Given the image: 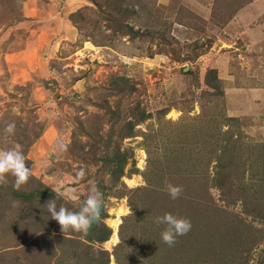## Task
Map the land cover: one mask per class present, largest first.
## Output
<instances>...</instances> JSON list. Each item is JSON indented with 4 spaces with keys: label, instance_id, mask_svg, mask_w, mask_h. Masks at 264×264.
<instances>
[{
    "label": "rangeland",
    "instance_id": "rangeland-1",
    "mask_svg": "<svg viewBox=\"0 0 264 264\" xmlns=\"http://www.w3.org/2000/svg\"><path fill=\"white\" fill-rule=\"evenodd\" d=\"M94 1L121 9L113 16L139 35L113 27L88 0H0V150L18 145L32 169L20 190L11 176L0 185V264H232L226 245L234 231L251 247L234 264H259L264 219L244 213L242 184L264 178V0L246 8L248 0ZM210 72L218 97L207 87ZM107 109L121 111L119 129L136 112L151 118L120 140ZM59 143L67 151L56 150ZM223 147L236 156L229 193L215 186L228 159ZM115 149L128 156L126 170L133 163L137 171L112 185L102 160ZM39 182L56 196L12 194ZM169 183L182 187L178 199L169 197ZM93 185L103 194L94 225L111 235L88 243L70 230L76 250L66 257L60 226L43 205L55 199L78 211ZM165 213L191 222L171 247L161 240L166 226L154 223Z\"/></svg>",
    "mask_w": 264,
    "mask_h": 264
},
{
    "label": "trees",
    "instance_id": "trees-1",
    "mask_svg": "<svg viewBox=\"0 0 264 264\" xmlns=\"http://www.w3.org/2000/svg\"><path fill=\"white\" fill-rule=\"evenodd\" d=\"M89 2L93 3L94 6H96L99 10V13H102L101 11H104V18L108 20V22H110V24L115 27L118 30H125V32L127 31V33H129L132 38H135L139 35L138 31H133L131 27L127 26V24H122L121 25V21L118 19L117 16H113L116 13L123 15L121 9H118V7H114V9L108 11V9L106 10V8L103 9V6L100 5L99 3L95 2L94 0H88ZM120 2V0H116V3ZM125 12H128L125 10ZM133 13V12H129ZM103 14V13H102ZM133 15V14H132ZM213 74V76L210 78V80L207 82V87L210 90L209 92L212 93V96L215 97L218 95H221L218 93L219 91V80L217 78V76H215V72H210ZM125 80L124 79H120L118 80V84L116 86V90L118 92H123L125 90ZM108 112V114L110 115V119H112V123H113V128H114V132L117 131L119 128L118 126L120 125L119 122V118H120V110L118 109V111H110L109 109L106 110ZM167 111V110H165ZM160 114H165L164 112H161ZM133 118H131L128 122L125 123V125L119 129V133L117 134V136L119 137L120 140H123L125 138L131 137L133 135V129L135 128V126L139 125L140 123L145 122L146 120L151 118V114L145 112L144 110L139 111L134 113ZM117 127V128H116ZM109 133L108 134V138L109 142L111 141V137L113 135V133ZM100 141H102V139L98 136V139L96 141L95 144L99 143ZM109 145L106 146V148ZM223 157L222 158H226L228 157V159L225 160V162L223 163V165H218L219 167H223L224 170L219 169L216 174H217V178H215V186L220 188V189H224L226 188L228 190L231 189L232 187V179L233 177H235L234 172H236L235 169V163H234V157L236 158V156H234L233 153L229 154V155H225V153L227 152V148L223 147ZM224 155L226 157H224ZM103 163L106 167V172L110 178V182L112 183V185H115L116 183L120 182L121 178L123 176H125L126 174L129 173V175H133L135 174V172L137 170H135V165L132 163L131 169L126 170V167L128 165V156L125 153H121L118 149L113 150L112 152H108V156L107 157H103ZM263 179V180H262ZM259 179V181H250L253 184H249V186H245L244 184H242L244 186V190L247 193H244V196L242 197L243 201H244V213L247 216H252V218L254 219H260L263 220L264 219V200L263 197L264 195H262L260 197V191L262 186H264V178ZM259 187L258 190H252V187ZM256 191V192H255ZM12 192V191H11ZM13 195H15L18 198H22L25 200H28L32 197H37L40 196L41 198L45 199L46 198H53L56 196V194L54 192H52L51 190H48L45 188V186H43L40 182L38 184V188L31 190L30 192H21V193H12ZM15 197V198H16ZM234 203V202H233ZM250 206L252 207H249ZM60 231L59 234H57V239L58 241L61 240L60 242L64 243V246L67 247L65 250V255L66 257H70V256H75V250H76V237L71 235L70 230L66 232H61L60 228L58 229ZM224 233L227 234L229 232V230L227 229H223ZM41 231V230H40ZM223 232L220 230V234H222ZM233 234H235V241H233V243H227L226 247L227 250L229 252H233V255L230 254V256H232V258H234V263L236 261V258L239 257L241 260H243V256H242V252L243 251H247L246 253H250L251 251V247L247 248V247H242V240H241V232L239 234L238 231H234L232 232ZM219 234V232H218ZM111 235V230L109 228H107L105 225H102L100 228L96 227L95 225L92 226V228L90 229L89 233L86 235L87 241L88 243H104L108 240V238ZM197 242L199 243V239L197 238ZM74 244V245H73ZM249 245V244H248ZM72 248V251L71 249ZM190 249V248H189ZM193 249V248H191ZM248 249V250H247ZM187 253V250H186ZM228 253V252H227ZM227 258V256L225 255L223 259ZM205 264H209L210 260L209 259H204ZM232 262V264H234ZM259 264H264V258L260 259Z\"/></svg>",
    "mask_w": 264,
    "mask_h": 264
},
{
    "label": "clouds",
    "instance_id": "clouds-1",
    "mask_svg": "<svg viewBox=\"0 0 264 264\" xmlns=\"http://www.w3.org/2000/svg\"><path fill=\"white\" fill-rule=\"evenodd\" d=\"M4 132L9 136L15 135V122L8 123ZM55 147L56 150L65 152L68 145L59 143ZM25 162V156L18 145L10 150H0V185H6L9 176H11L14 179L13 188L15 190H20L25 186L32 176V169L26 166ZM77 175L81 178L84 177L85 170L80 169ZM55 191L59 193L61 191L60 187H57ZM166 191L169 197L175 200L180 197L183 189L181 186H174L169 183ZM102 195L99 189L93 185L78 211H72L64 204L58 205L55 199H49L43 207H46L50 218L59 224L62 233L71 229L87 235L101 216L103 210ZM71 199L77 201L79 199L78 194L73 192ZM129 214L132 215L131 208H129ZM154 223L166 226L160 235L162 242L170 247L176 243L178 236L186 235L191 230L190 220L171 213L157 216Z\"/></svg>",
    "mask_w": 264,
    "mask_h": 264
},
{
    "label": "crops",
    "instance_id": "crops-1",
    "mask_svg": "<svg viewBox=\"0 0 264 264\" xmlns=\"http://www.w3.org/2000/svg\"><path fill=\"white\" fill-rule=\"evenodd\" d=\"M254 1H255V0H248L247 3H246V5L244 6V8L248 7V6H247L248 3L251 5L252 3H254ZM242 8H243V7H242ZM244 10H245V9H244ZM245 12H246V10H245ZM262 14H263V11H262ZM262 18H263V16H262ZM239 22L244 23V20H242V19L239 18ZM233 23H238V22H234V21H233ZM260 23H261V24H260V28L262 29V26L264 25V24H263V19H261ZM249 29H250V28H249ZM254 29H255V28H254ZM254 29H252V30H254ZM261 32H262V31L260 30V33H261Z\"/></svg>",
    "mask_w": 264,
    "mask_h": 264
},
{
    "label": "bare ground",
    "instance_id": "bare-ground-1",
    "mask_svg": "<svg viewBox=\"0 0 264 264\" xmlns=\"http://www.w3.org/2000/svg\"><path fill=\"white\" fill-rule=\"evenodd\" d=\"M118 225V220L115 221V223L112 225L113 226V231H114V234L112 236V239H111V242L112 243H115L117 241V237H116V227Z\"/></svg>",
    "mask_w": 264,
    "mask_h": 264
}]
</instances>
